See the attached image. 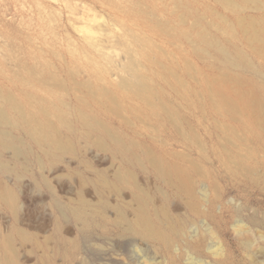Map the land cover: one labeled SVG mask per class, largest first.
Wrapping results in <instances>:
<instances>
[{"label":"rangeland","instance_id":"rangeland-1","mask_svg":"<svg viewBox=\"0 0 264 264\" xmlns=\"http://www.w3.org/2000/svg\"><path fill=\"white\" fill-rule=\"evenodd\" d=\"M110 1L0 0V93L14 95L27 119L40 116L32 108L43 102L39 98L52 103L68 124L62 126L56 117L53 122L73 144V152L51 155L15 131L10 141L15 145L23 140L21 154L0 146V188L8 187L16 197L14 207L0 201V242L9 241L16 264H264V143L244 114L237 119L221 116L208 88L222 73L237 74L264 97L259 89L264 86V58L236 26L238 17L264 23V0L227 1L236 9H227L220 0ZM116 1L139 7L128 14ZM187 11L191 13L180 24L179 16ZM195 17L215 24L209 32L218 46L196 45L190 40H195L192 29L191 35H182ZM155 20L176 28L168 32ZM130 32L147 38L150 46L141 47L146 41L141 37L136 43ZM129 47L138 53L139 68L149 69L148 81L155 89L151 106L116 87L127 77ZM35 54L48 74L62 80L61 87L19 81L18 64L30 67ZM93 61L100 64L119 110L74 88L72 72H78L75 80L95 82L89 64ZM216 85L237 100L230 83ZM76 97L86 101L85 112L118 131L125 145H142L165 164L184 169L197 195L207 193L213 205L206 204L204 214L192 212L185 195L165 184L149 162L126 155L106 137V150H100L84 137L88 128L78 120L82 106ZM162 105L178 116L179 128ZM135 154L142 158L140 151ZM229 158L236 164L226 162ZM118 172L126 177L118 180ZM100 174L109 181L106 187ZM136 187L150 198L153 217L165 205L175 222L178 236L153 221L172 241L168 249L163 241L145 240L118 227L116 210L126 211L129 220L134 217Z\"/></svg>","mask_w":264,"mask_h":264},{"label":"bare ground","instance_id":"bare-ground-1","mask_svg":"<svg viewBox=\"0 0 264 264\" xmlns=\"http://www.w3.org/2000/svg\"><path fill=\"white\" fill-rule=\"evenodd\" d=\"M104 1L106 2V0ZM220 1L226 2L227 9H236L235 5L231 7L227 3V1L233 2V0ZM110 2H114V0H111ZM118 2L116 1L115 3L118 5ZM122 4L124 5L122 6ZM122 4L118 5V7H124L125 11L128 14H133L135 5L139 7V3L136 4L125 2ZM234 12L237 11L235 10ZM190 13V11H187V13L179 16L181 18L180 24H183L185 22V19ZM154 24H158L161 28L168 30V32L169 30L172 31L174 28H176V25L172 26L168 23V21L163 22L161 20H155ZM214 26V23H211L208 26L203 22L202 18L195 17L190 27H188L187 30H183L182 35L185 37H187V35H191L190 32L192 29V34L194 35L195 40H193L191 37L190 40L197 42L196 45H198V43H202L211 46H218L217 39L209 32V29L211 30ZM231 26L233 27V30H235L234 25L230 24V27ZM236 26L240 28L244 34H247L248 42L254 46V49L258 52V55L264 58V23L261 21L252 20L248 22L247 19L238 17L236 18ZM85 30L87 33L93 35L92 29L90 27L85 28ZM130 33L136 43L140 41L139 38H141L142 36L139 37V34L138 36L133 32ZM134 35L136 36L133 37ZM142 39L144 40L142 41ZM142 39V43L147 40V38L145 39V37H142ZM196 39L200 42H198ZM148 42L149 41H146V43H144L146 45L143 44L144 46L142 45L141 47L150 46L151 43ZM224 54H226L225 51ZM137 55V51L129 47V61L127 63V67L125 66L127 77L120 78L116 87L120 90H123L122 92L125 91V94L126 92H128L132 95V97L141 101V103H143L145 106H151V103L153 104L154 102L153 96L155 95V89L148 81L149 69L147 68V66H144V71L139 68L138 59L136 57ZM140 55H142V52L139 51V56ZM148 63L150 64L152 63V61L148 60ZM25 64L26 63L24 62H20V64H18L17 66L18 71L16 72V76L19 78V81L20 79L21 81L22 79H24L28 82V79H34L41 87H46L49 84H52V87L59 88L63 85L62 80L58 76L54 74H48L45 71V67H42L40 65L39 55H34L33 64L30 67L26 66ZM89 64L91 66L90 68L93 72L95 82H92L89 79L81 81L75 80L78 72H72L71 78L75 81L74 88L78 91H85L94 100L99 101V103L102 101H109L113 104L114 110H119L120 105L116 101L114 92L107 85V78L102 71L100 64L98 63V61H93ZM221 82H228L231 84L230 88L235 93L237 100L231 98L228 95H225L222 88L216 85V83ZM252 87L255 89V85L252 82L245 80V78L240 75H228L222 73L218 77L212 78V81L210 82V86L208 88L210 89V98L212 100L211 102L213 104V107L214 109L216 108L218 110L221 116L226 115L230 119H237L238 116L244 114V117H248V119L256 125V133L260 136V138H262L264 143V97H258L254 93ZM259 89L264 90V86H259ZM39 99L43 102H41L40 104H33L32 108L33 110H36L37 113H40V116H38V114H34L31 115L30 119H27L23 104L18 101L14 95L6 94L5 96H3L0 93V146L12 150L16 156L20 155L23 140H17L15 145L10 141L12 136L11 132L19 131L33 140V142L37 143L38 146L46 147V149H48L47 152L51 155H53L54 151L73 152V144L71 143V139L63 138L61 136L60 129L52 120V117H56L62 126H67L68 123L62 115L63 112L56 107L52 108V103H49L43 97ZM76 99L78 100L79 105L82 106V109L79 110L78 113V120L80 121L82 126L88 128V131L84 134V137L92 139L100 148V150H106V146L104 144V137H106L120 146L126 153V155L130 154L132 157H135L137 161L146 160L147 162H149L158 177L165 184L173 187L177 193H183L185 195L187 203L186 205H188V209L190 208L192 212H195L197 214H204L205 205H213V201L207 197V193L206 195H197L194 187V181L184 169L180 168V166L176 165V163L172 165L165 164L163 162V159H160V156L156 155L153 150L145 148L142 145H125V139L118 131L110 129V127L106 123L100 121L98 115L96 116L84 111V107L87 103L83 98L76 97ZM162 106L163 112L165 113L168 120L171 123L177 125V127L179 128L178 116L170 112V110L167 109V106ZM49 108H51V112L48 111ZM11 110L14 111V116L11 115ZM187 137L189 136L187 135ZM136 150L142 153V158H139L136 155L137 153L135 154ZM235 160V158H229L226 162L236 164ZM195 171H197V169H195ZM98 177L101 179V184H103L104 186L109 183L105 175L100 174ZM124 177L126 176H124L122 172L117 173L118 180H122ZM128 177L130 180L135 181V177L133 174L130 173ZM135 193L136 194L134 195V197L136 202V209L134 208V217L132 216L133 219L131 218L129 220L125 215L126 211L124 212L121 209L116 210V223L118 224V227L121 226L122 230L129 232L130 234L137 235L142 239L145 238V240L151 239L163 241L164 246L168 249L171 246L172 241L168 236H166L164 230L160 228L159 225H156L153 222L161 221L162 223H164L165 227L173 232L175 236H178V229L174 225L175 222L170 219L171 217L166 209V206H161L157 211H154L156 213L155 217H153V215L149 211L150 198L146 196L140 188L136 187ZM216 196L217 194H215V197ZM15 200V195L8 187L0 188V201L2 203L6 204L9 207H14V205L16 204ZM104 209L106 208L104 207ZM75 212L76 216L80 214L77 210ZM102 213L101 215H103ZM82 222L84 223L85 221ZM194 245L200 246V240L195 241ZM1 252L3 253L2 255ZM14 261L15 258L9 241H5L2 243L0 242V264H16Z\"/></svg>","mask_w":264,"mask_h":264}]
</instances>
